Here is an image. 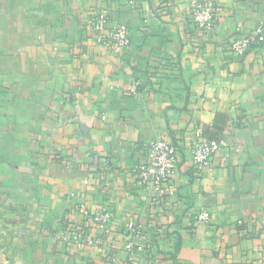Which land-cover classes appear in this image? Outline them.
Here are the masks:
<instances>
[{"label": "crops", "instance_id": "0c3cea01", "mask_svg": "<svg viewBox=\"0 0 264 264\" xmlns=\"http://www.w3.org/2000/svg\"><path fill=\"white\" fill-rule=\"evenodd\" d=\"M193 1L0 0V264H264V44L229 46L264 0H217L208 33ZM101 16L128 48L97 41ZM198 137L223 142L200 170ZM162 138L182 161L149 190L136 166Z\"/></svg>", "mask_w": 264, "mask_h": 264}, {"label": "built area", "instance_id": "2783aa9c", "mask_svg": "<svg viewBox=\"0 0 264 264\" xmlns=\"http://www.w3.org/2000/svg\"><path fill=\"white\" fill-rule=\"evenodd\" d=\"M191 20L197 30L208 33L216 25L218 21L217 0H195L190 5ZM106 27V18L101 16L93 22L92 30L97 41L102 43L113 52L119 53L131 44V36L129 27L126 24H119L110 34V41H104L102 32ZM102 34V35H101ZM264 44V24H260L254 31L245 34L240 38L230 41V49L238 54L244 55L256 48H260ZM138 83L130 88L131 92H136ZM223 142L216 139H208L198 137L187 148L191 155V160L195 168L200 170L204 167L211 166L213 158L222 148ZM146 153V161L136 166L139 181L145 185L147 189L159 188L164 184L171 185L175 188L174 175L182 161V153L177 145L165 138L156 139L144 145ZM78 212L87 217L89 211L84 205H78ZM212 213L209 210H203L197 220L208 224L211 221ZM97 227L104 233H110L111 215L104 213L98 215L94 219ZM130 227L133 224L130 223ZM81 237L78 232L76 238ZM95 238H90L89 244H93ZM129 251L133 250V244L129 242L126 245ZM141 248H139L140 250Z\"/></svg>", "mask_w": 264, "mask_h": 264}, {"label": "water", "instance_id": "95a60500", "mask_svg": "<svg viewBox=\"0 0 264 264\" xmlns=\"http://www.w3.org/2000/svg\"><path fill=\"white\" fill-rule=\"evenodd\" d=\"M78 122L81 123V125L83 126V129L86 130V124L85 122L81 121V120H77Z\"/></svg>", "mask_w": 264, "mask_h": 264}]
</instances>
